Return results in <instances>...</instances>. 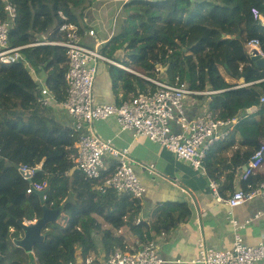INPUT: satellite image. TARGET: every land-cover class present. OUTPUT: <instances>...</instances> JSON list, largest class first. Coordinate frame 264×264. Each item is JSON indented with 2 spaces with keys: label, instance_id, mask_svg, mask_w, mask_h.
Wrapping results in <instances>:
<instances>
[{
  "label": "trees",
  "instance_id": "obj_1",
  "mask_svg": "<svg viewBox=\"0 0 264 264\" xmlns=\"http://www.w3.org/2000/svg\"><path fill=\"white\" fill-rule=\"evenodd\" d=\"M8 1L18 11L9 32L10 46H22V56L12 63L0 59V264H75L79 239H64L61 233L68 230L84 235L86 254L91 246L96 249L98 245L93 232L102 233L108 259L116 249L132 250L124 236L116 234L122 227L133 232L139 247L153 239L152 233H168L190 219L191 204L177 201L158 206L152 222L140 221L146 194L140 199L109 187L104 191L113 169L103 171L100 178L86 177L74 160L79 133L58 121L55 109L39 100L40 82L31 74L32 69L39 78L46 74V86L59 101L66 99L64 75L69 56L67 47L58 42L66 39V24L77 25L83 36L88 26L83 22L86 11L96 0ZM5 4L6 0H0V21L8 18ZM254 8L264 10V0H127L116 31L98 48L118 63L100 61L107 65L117 104L155 91L157 85L147 77L185 83L191 90L218 91L209 96L208 111L219 119L237 117L239 121L226 140L207 154L206 171L215 180H220L215 172L220 149L239 142L232 157L234 170L264 143V69L257 67L254 52L247 47L257 39L264 53V25L255 18ZM42 35L57 43L33 45ZM227 77L236 81L244 77L248 85L240 86ZM252 107L257 111L250 115ZM22 164L40 168L33 181L47 182L46 204L63 207L68 215L65 227L48 225L45 240L34 254L13 249L10 241L18 237L25 220L43 215L39 195L27 192L30 181L21 172ZM233 177L231 172L223 186L233 188ZM263 180V174H253L244 180L243 187L256 186ZM223 186L218 190L221 197ZM98 216L111 228H104ZM59 220H65L64 216Z\"/></svg>",
  "mask_w": 264,
  "mask_h": 264
},
{
  "label": "built area",
  "instance_id": "obj_2",
  "mask_svg": "<svg viewBox=\"0 0 264 264\" xmlns=\"http://www.w3.org/2000/svg\"><path fill=\"white\" fill-rule=\"evenodd\" d=\"M5 9L8 18L0 21V59L5 63H12L22 56L20 53L22 46L13 48L9 41V32L18 16V11L16 5L8 0ZM253 14L264 25V10L254 8ZM63 29L66 31V39L58 43L68 49L69 67L64 75L68 95L65 100L59 101L57 94L45 84L42 85V80L37 77L40 82L39 100L44 105L65 109L73 119L74 129L79 133V143L74 158L77 169L89 178H100L103 171L113 169L112 174L105 180L102 188L104 191L109 187L118 192H128L140 199L145 196L146 186L135 170V160L131 156L130 149L120 148L111 139L103 138L92 131L91 126L95 121L110 119L115 120L121 132L131 131L136 138L147 137L173 152L179 159L189 162L194 169H205L204 163L208 152L229 135L230 128L236 123L235 118L219 119L210 111L191 118L186 112L184 100L189 95L204 92L191 90L185 83H170L150 77L147 78L157 85V89L153 92L139 93L122 104L99 101L95 94L99 62H115L104 56L98 48L84 44L77 25L66 24ZM89 34L93 36L96 32L91 29ZM45 43L57 42L42 37L33 45ZM248 47L251 51L256 48L260 54H264L257 39L252 40ZM261 102H264V96ZM87 126H90L91 131L88 129V133L83 132ZM176 127L180 130L177 131ZM1 152L0 148V154ZM107 155L113 159L111 166L105 162ZM263 164L264 143L243 164L242 180H248L261 169ZM20 169H30L33 171V176L35 175L36 167L22 164ZM46 186L47 182H37L32 179L27 192L31 194L41 191ZM211 186L214 194L221 198L218 184L214 181L211 182ZM258 198L264 199V180L247 189H236L224 202L232 213L235 207ZM230 223L233 227H238L236 219L232 218ZM199 247L197 262L200 264H264V242L255 245L245 244L238 231L235 232L233 245L229 249L209 246L203 240H200ZM162 262L163 258L158 254L157 245L150 241L134 251L125 252L116 249L104 264H162Z\"/></svg>",
  "mask_w": 264,
  "mask_h": 264
},
{
  "label": "crops",
  "instance_id": "obj_3",
  "mask_svg": "<svg viewBox=\"0 0 264 264\" xmlns=\"http://www.w3.org/2000/svg\"><path fill=\"white\" fill-rule=\"evenodd\" d=\"M126 1H94L92 7L86 11L87 17L83 20V22L88 23V26L83 33L82 42L93 45V48H99L101 44L107 42L116 31L117 25L115 19L121 14L123 4ZM115 5L117 6V11L112 21L105 20L99 26L97 25L98 20L96 14L92 17L93 19L90 17L94 14V11H105L104 8H107V11L111 6ZM89 10H93L91 15L88 14ZM91 29L95 30V36L89 34ZM42 37L48 38V35H42ZM92 40L95 41L94 44H92ZM99 64L100 74L96 84V99L99 101L116 102L112 90V83L108 76L107 65L105 62H99ZM44 77L46 78V74L42 73V76L40 75L42 85H46ZM227 78L234 83L238 81L240 86L248 85L244 77L237 79V81L231 77ZM203 92L206 93L192 94L185 98L184 105L189 117L193 118L196 115L208 111L209 96L218 91L207 90ZM48 106L55 109V115L58 121L74 128L73 119L65 109L59 106ZM256 111L257 108L252 107L249 113L251 115ZM235 119L236 123L230 128V132L239 121V118L236 117ZM91 128L94 133H97L101 137L111 139L116 146L130 149L131 156L135 160V170L147 187V193L143 199L140 221L152 222L155 219L158 206L164 203L188 201L191 204L193 215L190 219L181 223L168 233H152L153 239L150 241H153L157 245L158 254L163 258L162 264H200L197 262L200 252V240L218 249H229L233 245L234 235L237 231L242 236L243 243L245 244L255 245L261 241L264 242V199L258 198L241 204L235 207L232 213L224 202L236 189L244 188V180L241 178L244 166L240 165L233 170L235 165L232 162V157L236 152L235 150L240 146L239 142L225 150L220 149L222 150L221 152H217L218 161L217 166H215V172L220 180H215L208 176L206 167L204 170L194 169L189 162L179 159L173 152L151 141L147 137L141 136L136 138L131 131L121 132L114 119L97 120ZM88 129L90 130V126H87L83 132L88 133ZM176 130L178 131L180 128L176 127ZM226 138L221 142L225 141ZM245 148L243 147L242 151ZM105 162L108 166H111L113 164L112 157L109 155L105 156ZM231 172L234 173L232 180L233 188H227L223 186V182ZM256 173L264 175V164ZM214 181L218 184V190L219 185L223 186L224 194L221 198L214 194L211 186V182ZM256 215H259V217H256ZM61 216H64L65 220L59 221ZM232 218L237 220L239 228L232 226L230 223ZM97 219L103 223L104 228H111L100 216ZM37 220H25L23 223L31 224ZM67 222L68 215L62 212L58 219L52 223H58L65 227ZM11 230L14 231V228ZM47 230H45V233ZM55 230L61 233L59 229L56 228ZM80 234L82 233L76 230H68L61 233V236L66 240L79 239L77 244L78 256L75 264H86L85 259L91 260L92 264H104L107 256L103 248V234L93 232V236L95 237L94 241L99 244L101 242L102 246L97 245L95 249L90 245L91 248L87 254L84 253V245L82 243L84 235ZM116 234L124 236L126 243L132 249L131 251L141 247V244L138 247V238L128 228L122 227L119 231H116ZM23 236V230H19L18 237H12L10 239L13 249L22 248L17 245L16 240ZM39 245L37 244L34 250ZM24 251L34 254V251L27 252L25 249Z\"/></svg>",
  "mask_w": 264,
  "mask_h": 264
},
{
  "label": "water",
  "instance_id": "obj_4",
  "mask_svg": "<svg viewBox=\"0 0 264 264\" xmlns=\"http://www.w3.org/2000/svg\"><path fill=\"white\" fill-rule=\"evenodd\" d=\"M253 52L254 54L252 58L256 62V65L259 68H264V55L260 54L257 49H254ZM34 171L36 173L40 171V168H37ZM21 172L23 176L29 181L32 180V170H21ZM48 191V189H44L36 192L41 199V203L43 204V215L35 223H22L24 236L16 240L17 245L24 248L27 252H32L37 244H42L44 242L46 237V233L44 231L47 230L48 225L52 222H55L63 212V207L50 208L46 204V195Z\"/></svg>",
  "mask_w": 264,
  "mask_h": 264
},
{
  "label": "rangeland",
  "instance_id": "obj_5",
  "mask_svg": "<svg viewBox=\"0 0 264 264\" xmlns=\"http://www.w3.org/2000/svg\"><path fill=\"white\" fill-rule=\"evenodd\" d=\"M106 9L107 8H104V10L105 11H97L96 12V18H97V25H99L100 26V24H101V22H104L105 20H110V21H112V19H113V17H114V14L116 13V11H117V6L115 5V6H111V8H109L107 11H106ZM92 11L90 10V11H88V13H91ZM123 16V15H122ZM120 17H121V14L120 15H118V17L115 19L116 20V25H117V23H118V21H119V19H120ZM93 36H95V35H93ZM93 42H92V44H94V40H92ZM85 43V42H84ZM86 45H88V46H90V47H94L93 45H91V44H87V43H85ZM114 64H117L118 65V63H114ZM123 68H126V69H129V70H131L130 68H128V67H126V66H122ZM35 70H31V74L35 77V78H37V76H36V71L34 72ZM162 75V74H161ZM204 93H206V92H204ZM201 94H203V93H201ZM60 221V220H59ZM45 232V231H44ZM98 246H102V243L100 242V244L98 243ZM33 251L35 252V250L33 249ZM32 251V252H33ZM134 251V250H133ZM85 262H87L86 264H91V260H87V259H85Z\"/></svg>",
  "mask_w": 264,
  "mask_h": 264
},
{
  "label": "clouds",
  "instance_id": "obj_6",
  "mask_svg": "<svg viewBox=\"0 0 264 264\" xmlns=\"http://www.w3.org/2000/svg\"><path fill=\"white\" fill-rule=\"evenodd\" d=\"M248 48H249V47H248ZM254 49H256V48H254ZM254 49H253V50H254ZM253 50H252V51H253ZM263 55H264V54H263ZM121 66H122V65H121ZM37 168H38V167H36V169H37ZM33 177H34V176H33ZM32 179H33V178H32ZM36 192H37V191H36ZM141 246H142V245H141ZM139 249H140V248H139Z\"/></svg>",
  "mask_w": 264,
  "mask_h": 264
}]
</instances>
